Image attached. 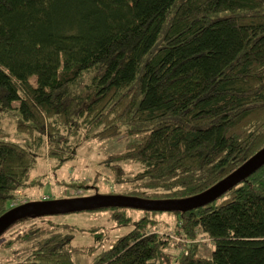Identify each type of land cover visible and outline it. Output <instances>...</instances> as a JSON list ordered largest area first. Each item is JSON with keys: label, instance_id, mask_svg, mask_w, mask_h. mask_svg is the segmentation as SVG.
<instances>
[{"label": "trees", "instance_id": "obj_1", "mask_svg": "<svg viewBox=\"0 0 264 264\" xmlns=\"http://www.w3.org/2000/svg\"><path fill=\"white\" fill-rule=\"evenodd\" d=\"M17 100L30 146L0 140V216L29 202L18 191L44 183L33 176L38 156L63 165L84 142L123 134L126 151L106 162L116 185L107 194L192 197L264 147V0H0V108ZM93 210L124 229L91 264H264V164L193 208ZM163 213L176 217L171 234L156 229ZM51 216L8 227L0 264H75L87 246ZM97 227L81 231L101 241ZM173 235L176 256L166 252Z\"/></svg>", "mask_w": 264, "mask_h": 264}, {"label": "rangeland", "instance_id": "obj_2", "mask_svg": "<svg viewBox=\"0 0 264 264\" xmlns=\"http://www.w3.org/2000/svg\"><path fill=\"white\" fill-rule=\"evenodd\" d=\"M31 80L36 84L34 76ZM89 79H87L88 82ZM20 101H14L12 108L8 111H3L0 108V140H8L19 143L25 148H29L30 142L27 134L20 132L17 126L23 121L20 110ZM81 137L79 138V140ZM77 142V138L74 140ZM126 134L109 140H88L78 147L77 155L60 165L59 161L54 158H48L45 156H38L39 165L33 170V176L38 175L39 178L44 180V183L35 187H27L24 190L17 192L18 201L23 200L29 202L37 201H52L55 199H67L74 197H84L99 194H107L111 190H115L116 185L112 181V173L106 163L111 154H116L126 151ZM47 149H45L46 152ZM59 165V166H58ZM141 169L140 165L135 166V171ZM36 170L37 173H36ZM46 174V175H45ZM111 179V180H110ZM130 179V177L128 178ZM61 181L67 182H86L92 186L90 188H82L83 190H77L75 194L68 191L66 188L60 185ZM67 192L71 196H66ZM101 192V193H100ZM78 193V196H77ZM133 213V211H131ZM136 215H141L142 212L135 211ZM112 213L109 210H93V211H79L56 214L48 217L46 220L55 226L73 225L76 226L75 237L73 240L74 246L83 247L82 250L75 249L74 260L75 264H91L96 262L102 253L107 249L115 238L119 235L115 221H111ZM156 218L161 224H158L156 229L169 230L171 234L172 228L175 226L177 220L174 215L167 213L159 214ZM33 222L43 224V219L34 220ZM97 227V232H100L102 238L101 241L96 240V237L92 231L88 230L90 227ZM80 227V229H77ZM7 233L3 232L0 235V244L5 239ZM170 246L166 249V252L171 256L178 255L182 249L180 239L173 235L171 237ZM200 253L205 255L209 254L213 244L207 238H200ZM96 246V249L92 247ZM8 255L6 251L0 247V261H2Z\"/></svg>", "mask_w": 264, "mask_h": 264}, {"label": "water", "instance_id": "obj_3", "mask_svg": "<svg viewBox=\"0 0 264 264\" xmlns=\"http://www.w3.org/2000/svg\"><path fill=\"white\" fill-rule=\"evenodd\" d=\"M264 164V147L231 174L207 190L184 199H145L119 194H95L84 197L25 202L0 216V235L17 220L31 216L79 212L107 206L135 207L148 210H185L206 204L221 196Z\"/></svg>", "mask_w": 264, "mask_h": 264}]
</instances>
